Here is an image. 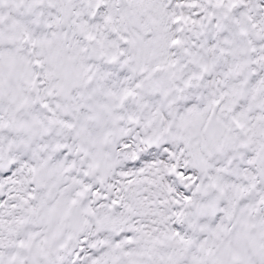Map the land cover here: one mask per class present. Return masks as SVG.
<instances>
[{"label":"snow or ice","instance_id":"1","mask_svg":"<svg viewBox=\"0 0 264 264\" xmlns=\"http://www.w3.org/2000/svg\"><path fill=\"white\" fill-rule=\"evenodd\" d=\"M0 264H264V0H0Z\"/></svg>","mask_w":264,"mask_h":264}]
</instances>
